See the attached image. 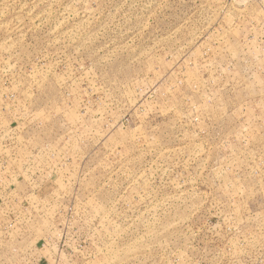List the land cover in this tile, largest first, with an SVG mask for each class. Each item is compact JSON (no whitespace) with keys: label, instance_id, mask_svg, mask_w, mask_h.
<instances>
[{"label":"rangeland","instance_id":"374dc122","mask_svg":"<svg viewBox=\"0 0 264 264\" xmlns=\"http://www.w3.org/2000/svg\"><path fill=\"white\" fill-rule=\"evenodd\" d=\"M0 264H264V0H0Z\"/></svg>","mask_w":264,"mask_h":264}]
</instances>
